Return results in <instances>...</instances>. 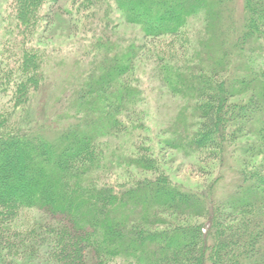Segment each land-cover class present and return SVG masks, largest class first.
Returning a JSON list of instances; mask_svg holds the SVG:
<instances>
[{
    "label": "trees",
    "instance_id": "obj_1",
    "mask_svg": "<svg viewBox=\"0 0 264 264\" xmlns=\"http://www.w3.org/2000/svg\"><path fill=\"white\" fill-rule=\"evenodd\" d=\"M75 3L84 61L53 89L59 0H0V244L39 264H264V0ZM142 51L182 101L156 149ZM168 150L210 164L203 184L173 180Z\"/></svg>",
    "mask_w": 264,
    "mask_h": 264
},
{
    "label": "rangeland",
    "instance_id": "obj_2",
    "mask_svg": "<svg viewBox=\"0 0 264 264\" xmlns=\"http://www.w3.org/2000/svg\"><path fill=\"white\" fill-rule=\"evenodd\" d=\"M76 0H59V7L54 8V21L51 24L50 30L47 32V37L43 40L42 44L49 49L54 47V53L51 54L53 64V70L51 71V81L53 89H58L68 77H72L75 73V69L82 61V56L78 50L81 48L82 34L80 29L77 33H74V29L70 26V21L64 13V9L72 10V13L76 11ZM82 1V0H81ZM86 23V22H85ZM71 27V28H70ZM81 28V25H79ZM115 35L122 43H134L140 44L142 39V32L138 25L127 23L124 20H119L114 29ZM150 50L153 51L157 45H149ZM144 53V54H142ZM85 58V57H84ZM54 60V61H53ZM152 54L149 51H142L138 54L135 60L134 77L136 84L140 88L143 96V101L137 103L136 110H141V118L145 125V129L141 131L142 136L147 138L142 139L145 145H151L157 148V140L168 135L163 133L170 126V122L174 120L178 108L181 107L182 101L169 94L165 88L160 85L157 77L154 74L152 62ZM62 99H64L62 97ZM44 100L43 94L40 97V101ZM41 104V102H40ZM54 106L55 109H57ZM140 107V108H139ZM139 108V109H138ZM53 109L52 106V110ZM50 110V111H52ZM120 139H125L124 136H120ZM126 141V140H125ZM165 159L168 160L165 167L170 177L185 186H196L203 184V180L206 177L205 172L209 171L211 166L208 163L200 162L192 159H182L179 154L173 150H168ZM28 215L33 214L27 212ZM36 215V214H35ZM23 226L14 227L16 231L20 233L28 225L23 223ZM23 227V228H22ZM23 237V235H21ZM24 238H27L26 236ZM22 241H26L20 238ZM17 243L12 246L11 244H0V264H39L40 258H25V254L20 252V249L16 246Z\"/></svg>",
    "mask_w": 264,
    "mask_h": 264
}]
</instances>
